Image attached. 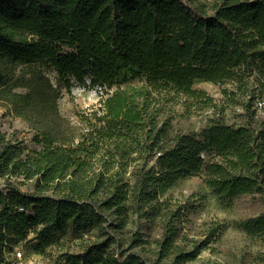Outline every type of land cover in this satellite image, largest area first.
<instances>
[{"label": "trees", "instance_id": "obj_1", "mask_svg": "<svg viewBox=\"0 0 264 264\" xmlns=\"http://www.w3.org/2000/svg\"><path fill=\"white\" fill-rule=\"evenodd\" d=\"M50 72L66 88L72 79L100 85V108L78 123L65 119ZM206 82L230 85L224 105L193 89ZM181 97L184 107L215 113L198 133L170 134ZM257 99H264V0H0V106L41 146L30 151L0 131V180L35 187L0 189V262L7 237L33 234L32 252L43 256L73 230L98 235L66 264L195 262L203 245L187 248L182 207L165 196L204 171L222 204L256 194L264 202ZM226 107L244 109L243 121L227 123ZM132 215L160 219L163 237L153 250L135 239L131 248L141 252L111 253ZM232 224L260 240L255 264H264V211Z\"/></svg>", "mask_w": 264, "mask_h": 264}, {"label": "rangeland", "instance_id": "obj_2", "mask_svg": "<svg viewBox=\"0 0 264 264\" xmlns=\"http://www.w3.org/2000/svg\"><path fill=\"white\" fill-rule=\"evenodd\" d=\"M211 3L212 0H202ZM48 76L51 82L61 89L59 101L60 114L73 122H79V116L90 112L92 108H100L104 99V90L95 85L89 79L83 83L76 79L70 81L69 88L60 82L56 72H50ZM230 85L215 84L211 82L197 83L193 89L208 94L214 99V104L224 105V94L222 91ZM114 91V90H112ZM182 98V97H181ZM182 101H176L172 105L175 112L172 120L174 135L177 130L184 133H198L204 121L214 116L213 110L209 108L199 110L196 107H184ZM192 102H189L191 104ZM187 104L188 106H190ZM224 120L229 124H238L243 121L244 109L241 107H226ZM209 117V118H208ZM0 131L7 137L14 136L18 140H24V144L32 150H38L41 146L33 143V132L29 125L14 116L9 108L0 106ZM200 132V131H199ZM152 165V164H151ZM159 170V169H157ZM203 171V170H202ZM18 187L23 194H33L34 183H27L20 187L17 180H0V187L10 185ZM173 203V206H181L179 228L181 237L187 248L192 249V243L203 245L201 254L195 262L188 264H255V259L260 250L263 249L260 240H254L245 231H240L232 224L233 221L255 218L264 211V202L261 195H243L240 198L228 200L222 204L205 185V172L194 175L192 178L179 180L177 185L165 196ZM176 208V207H173ZM130 223L122 235L120 243L109 249L111 253L127 251L128 254L141 252L137 247L131 248L135 239H143L147 242L146 250H153L152 242L163 237L162 224L160 219L150 218L149 220L132 215ZM97 231L90 230L85 236H79L75 231H69L65 236H59L60 242L57 246L47 248L43 252L44 264H66L67 255L81 254L82 248L97 238ZM10 248L20 247L27 253L32 252L38 245L33 234L27 236L26 240L19 241L14 236L7 237ZM119 246V248H118Z\"/></svg>", "mask_w": 264, "mask_h": 264}, {"label": "built area", "instance_id": "obj_3", "mask_svg": "<svg viewBox=\"0 0 264 264\" xmlns=\"http://www.w3.org/2000/svg\"><path fill=\"white\" fill-rule=\"evenodd\" d=\"M255 108H257L258 118L264 120V99H257ZM205 122L206 121H204L203 124ZM21 211H23V209H21ZM3 254L4 258L0 264H44L41 255L33 252L27 253L20 247H5Z\"/></svg>", "mask_w": 264, "mask_h": 264}]
</instances>
